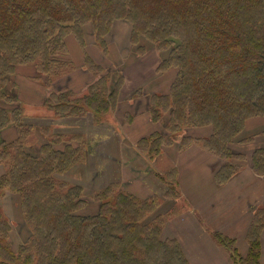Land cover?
<instances>
[{
	"label": "trees",
	"instance_id": "1",
	"mask_svg": "<svg viewBox=\"0 0 264 264\" xmlns=\"http://www.w3.org/2000/svg\"><path fill=\"white\" fill-rule=\"evenodd\" d=\"M119 22L131 26L138 56L153 46L160 57L157 71L177 73L170 94L150 96L147 108L154 123L165 121L169 136L153 134L139 143V151L154 159L168 145L198 141L227 161L217 174L219 184L248 167L246 161L264 176V147L250 158L234 149L254 139L243 134L247 122L264 118V0H0V264H190L179 242L163 238L167 220L155 216L156 197L140 200L112 183L88 198L81 185L63 178L85 161L90 140L75 129L56 131L59 126L50 120L92 115L105 123L117 109L124 72L116 67L110 76L111 70L90 54L89 40L107 55V39ZM69 37L85 49L82 69L98 78L80 97L49 85L72 65L77 69L62 59ZM29 65L35 68L32 78L54 90L46 102L54 115L50 120L23 112L17 75ZM134 117L126 116L130 123ZM205 127L213 129L210 137L198 140L189 133ZM9 128L16 137L6 141L1 135ZM173 183L176 187V179ZM176 191L171 186L165 198L177 200ZM7 193L19 195L28 226V237L16 246L17 228L1 207ZM93 205L96 213L82 212ZM263 230L261 209L248 232L246 256L234 240L220 234L216 240L233 264H262Z\"/></svg>",
	"mask_w": 264,
	"mask_h": 264
},
{
	"label": "crops",
	"instance_id": "2",
	"mask_svg": "<svg viewBox=\"0 0 264 264\" xmlns=\"http://www.w3.org/2000/svg\"><path fill=\"white\" fill-rule=\"evenodd\" d=\"M118 24L121 23L115 24L111 33ZM125 24L130 26L127 23ZM67 43L68 57L77 67L74 73L76 81L79 80V82L73 81L75 82H72L73 86L66 89L73 91L80 97V94L88 92V88L98 78L92 72L82 69L85 60V49L82 47L81 49L70 38L67 40ZM76 45L79 47V50H77ZM89 49L92 57L96 58V53H98L96 51L97 46L93 43L89 46ZM77 51L81 53V58L78 55L80 53ZM99 52H101L100 49ZM152 58L150 56L145 62H138L140 66L130 65V62L124 63L126 85L117 109L106 115V123L98 124L100 125L98 128L92 129L91 127L90 134L89 132L81 133L85 139L90 140L91 148L96 147V150L98 149L101 153V163L97 171L102 167L106 172V168L108 166L114 167V164L119 168L118 179L111 178L110 180H106V176H102L101 178V175L99 179L97 175L98 180L96 184L99 190L106 188L112 183L118 184L119 186L122 185L124 192L132 194L140 200H149L154 197H164L168 189L164 178L170 174L174 175L176 188L179 193L177 202L182 203L181 209L183 211L167 220L164 233L170 239L178 240L190 264H231L233 263V257L216 240V234L234 240L239 253L242 256L247 255L249 250L248 232L256 212L264 209V176L257 175L248 166L240 170L227 183L223 185L219 184L217 174L226 165L227 161L206 150L203 144L198 141L187 147H181L179 144L168 145L163 148L160 155L151 159L142 154L138 148L139 141L152 136L158 130V125L151 120L147 111L139 113L134 110L136 111L133 112L135 116L134 120L129 123L124 119L122 122L125 123L122 126L117 123V125L109 123L110 119L108 120V118L110 117L121 121L122 117L128 115V109H123V106L127 105L126 107H129L133 105V102L136 101L133 98L135 93L144 89L143 86L137 87V84L133 83L132 75L136 73L141 75L145 73V75H148L145 64L151 66V61L153 62L154 59ZM99 61L103 64L101 57ZM157 66L155 64L152 68L154 74L152 78L154 79L150 80V83H155L158 88L162 90L167 88V90L153 91L149 96L169 94L177 74L172 70L166 73H160L157 71ZM24 72L26 73V70ZM24 72L20 70L18 75H22L24 79H31L35 83H38L32 78V71L29 72L31 76L24 75ZM172 73L174 76H172ZM146 81L149 84V80ZM17 83L19 100L24 108L25 116L30 119H35L36 117L41 118V115L44 116L46 113L48 115L45 102L50 96L51 90L40 84L41 86H39L43 90H38V95L41 96L37 101H33L32 97H26L24 84L21 85L19 81ZM26 86L28 87L27 84ZM153 89L155 90V88ZM128 92L131 94H127ZM79 119L82 120L83 118ZM79 119H72L71 121ZM141 124L143 125L139 128ZM73 125L75 124L71 123L67 127L71 130L78 127L77 125ZM102 125H105V127ZM212 131L213 129L211 127H205L192 129L189 133L192 137L200 140L210 137ZM263 131L264 118H255L247 122L243 134L245 137L254 138L255 144L258 143L261 147H264ZM1 137L6 141H11L15 139L16 131L13 128H9L2 133ZM110 147L112 155L108 157ZM252 147V143L247 145L237 144L234 146V149L236 152L247 155L250 158L253 153ZM90 161L91 158L89 159ZM76 172L74 171V173ZM92 173L94 172L92 171ZM128 176L134 177L135 183H128ZM81 185L83 188L88 187L83 184V180ZM5 203L4 200V207L2 204L4 214L11 221H15L16 219L5 211ZM177 226L181 227L180 236L176 235ZM260 259L261 263L264 264V230L261 235Z\"/></svg>",
	"mask_w": 264,
	"mask_h": 264
},
{
	"label": "rangeland",
	"instance_id": "3",
	"mask_svg": "<svg viewBox=\"0 0 264 264\" xmlns=\"http://www.w3.org/2000/svg\"><path fill=\"white\" fill-rule=\"evenodd\" d=\"M120 23L121 24H118V25L115 26L113 32L111 33V35L107 39L108 40V44H109V53L107 52L108 54L104 55V53H102V51L99 52V48L97 47L96 51L98 53H96L97 56L96 55H94V56H96V58H98L99 60H100V57L102 58L103 65H106L108 67V69L111 70V71H109V74H111L110 76H112L113 73L116 72V71H113L116 67H119L124 72V63L125 62H130V65L133 64V66H135V65H138V62H145L150 56H151V58L152 57L154 58V59L152 58L153 62L151 61V63H152L151 66L149 64H145L146 68H147V71H148V75H145V73L143 75H141L139 73H136L135 75H132L133 83L137 84V87L138 86H141V87L143 86L144 89H142V91H140L139 93H137V92L135 93V96L133 98L136 99V101L133 102L134 103L133 105H131L129 107H126L127 105L123 106V109H125V108L128 109V112L131 113V114H133V112H136V111H138L139 113L145 112V111H147V108H149V106H148V104L150 103V99H149L150 96L149 95H151L153 93V91L156 92V91H166L167 90V88L165 90H162L161 88L157 87V84L150 83V80L154 79V78H152L154 76L152 68H153V66L155 64H156V66L158 65L160 57H158L159 54L152 49L153 46H150V49H149V51H148V53L146 55H144V56H140L139 55L140 56L139 57L137 55V53L135 52L136 47L131 41V28H130V26H128V25H126L125 23H122V22H120ZM88 33L92 34V30H90V28H88ZM69 38L71 39V41L73 43L77 44L81 48V45L79 44V42L74 37H69ZM89 41H90V45H92V41L93 40L92 41L89 40ZM77 45H76V48H77V50H79V47ZM77 52L80 53L79 51H77ZM78 55L81 58V53L78 54ZM162 56H164V55H162ZM66 58L70 61V58L68 57V54L66 56L62 57V59H66ZM136 60H137V62H135ZM138 66H140V65H138ZM21 70L23 72L26 70V73L24 72L23 74L27 75V76H31V75L35 74L34 65H29V66H26V67H22ZM75 70H77V69H75V67L72 65L71 71H69V73L64 74V75L60 74L59 77H56V78H54L52 80H49V82H50L49 85H52V87L54 89H57V90H63V89H66V88H70L71 86H73L72 82L76 81L75 73H74ZM29 72H31V75H30ZM149 72H150V74H149ZM18 73H19V71H18ZM172 76H174V74ZM17 80L21 83V85L24 84L26 97L30 96V97H32L33 101H37V99L41 96V95H38V90L39 91H40V89L43 90L42 88H40V86L41 85L44 86L45 84L43 85L42 83H40L38 81H36L38 83H35L31 79L30 80L24 79V77H22V75L21 76L17 75ZM54 80L55 81L58 80L56 82V83H58V85H56L57 87H55L52 84V82ZM146 80H149V84H147L148 81H146ZM76 82H79V80H77ZM73 83H75V82H73ZM26 84L28 85V87L26 86ZM46 86L47 85H45L44 87H46ZM110 86H112V87L114 86V81H112V80L110 81ZM52 87H49V88L46 87L47 89L51 90V94L54 91ZM153 88H155V90ZM129 93L130 92H128L127 94H129ZM18 94H19V91H18ZM73 94H74V96H76V94L74 92H73ZM169 94H170V92H169ZM169 94H167V95H169ZM80 95L83 96V95H85V93L84 94L82 93ZM152 96H154V95H152ZM48 98L46 99V102H47ZM46 102H45V106H46V111H48V115H46L47 114L46 113L44 116L41 115V118L36 117L35 119H40V120L46 121V120H50V119H52V117H54L53 112L46 105ZM134 110H136V111H134ZM149 117H150V115H149ZM124 119L127 120L126 115H125V117H122L121 121L116 120L113 117L108 118L110 124H112V123L115 124V125L120 124V126H122L125 123V122H122ZM104 121L106 123V118H104ZM50 122L54 123L55 126H59V129H56V131H61V132H64V133H66L64 130H68L67 125L71 124V123L78 126L77 128H75V131L89 132V134H90L92 129L100 127V125H98L100 123L95 122L93 120V116L92 115H87L82 120L81 119L74 120V121H70V120L51 121L50 120ZM66 122H67V124H66ZM164 123H165V121H164ZM164 123H158V124L156 123L158 125V130L154 134L160 133V134H162L163 137L164 136H169L167 130L164 127ZM75 125H73V126H75ZM96 125H98V126L96 127ZM142 125L143 124H141L139 126V128H141ZM102 126L105 127V125H102ZM91 127H92V129H90ZM104 127H101V128H104ZM56 133H58V132H56ZM70 137L71 136L68 135V138H70ZM140 142L141 141L138 142V145H139ZM250 143L253 144V147H252L253 150L252 151H254V150L258 149V148H261V146L258 143L257 144L254 143V139L251 140L250 142H245L242 145H247V144H250ZM73 144H77V143L73 142ZM160 144H166V143L165 142H161ZM81 148L83 149V151H85L84 147H81ZM91 150H92V152H89V154H88L87 158L85 159V161H82L83 163H80V164L76 165L74 170L70 171L68 174H66L63 177L66 180V182L69 183V184H77V185L80 184L81 185L82 180H83V184H85V185H87L89 187L88 188V187L84 186L85 187L84 188L85 189L84 193L87 195L88 198H90L91 195H93V193L96 190H99L98 189L99 187L96 184V181L98 180V178L100 179V175H101V178H102V176H106V180H110L111 178L112 179L113 178H117L118 179V171H119V168L116 166V164H114V167L108 166L106 168V172H105V170H103L102 167L100 168L99 171H97L99 166H100V163H101L100 162L101 161V158H100L101 157V153L98 151V149L96 150V147L91 148ZM111 155L112 154H111V147H110V151L108 152V157H111ZM90 158H91V161L89 162ZM102 158H104V157H102ZM112 158H113V156H112ZM82 160H84V157L82 158ZM239 162H242V161H239ZM246 164H247V166H249L250 162L246 161ZM74 171H77V172L74 173ZM92 171L94 173H92ZM103 173H105V174H103ZM3 174H4L3 167L0 166V176H2ZM89 174H91V175L88 177ZM97 175H98V178H97ZM169 178L171 179V182H168L169 186L170 187L172 186L174 191H176L177 189L175 187V183H173L175 178L173 176H169ZM127 179H128V183H135V181H134L135 178L134 177L128 176ZM106 180H105V183H106ZM170 187H168V188H170ZM120 189H123L122 185H120ZM177 195L178 194L176 193V196ZM6 197L1 201V207H2V204H3V207H4V200H5V202H6L5 203V211L8 214L12 215L14 217V219H16L15 221L14 220L12 221L14 223L13 224L14 228H17L16 233L12 234V242H13L14 246H16L18 241L24 240V239H26L28 237V235H29L28 226L25 223V219H24L23 214H22L19 195L7 193ZM165 197L166 196H164V197H156L157 211L155 213V216L160 214L161 217L163 218V220H169L173 216H177L178 214H180V212L183 211V209H181V207H182L181 204L182 203L180 204V203L177 202L179 198L177 200H175V199L170 200V199H166ZM168 197L171 198L172 196H168ZM93 206L94 207L88 208L85 211L83 210L82 212L84 214H86V213H96L97 210H98V207L96 205H93ZM3 213H4V211H3ZM164 228H165V226H164ZM176 229H177L176 230V235L180 236L181 235V227L177 226ZM182 230H183V227H182ZM190 233H192V232H190ZM163 238L164 239H170L169 237L166 236V234L164 233V230H163ZM173 240L178 242L177 239H173ZM231 264H233V263H231Z\"/></svg>",
	"mask_w": 264,
	"mask_h": 264
}]
</instances>
